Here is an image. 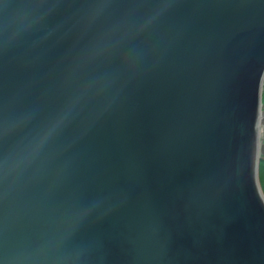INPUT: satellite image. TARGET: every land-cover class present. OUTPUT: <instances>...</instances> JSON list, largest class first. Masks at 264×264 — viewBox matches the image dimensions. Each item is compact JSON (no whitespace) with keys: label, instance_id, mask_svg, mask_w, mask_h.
<instances>
[{"label":"water","instance_id":"95a60500","mask_svg":"<svg viewBox=\"0 0 264 264\" xmlns=\"http://www.w3.org/2000/svg\"><path fill=\"white\" fill-rule=\"evenodd\" d=\"M261 85L264 0H0V264H264Z\"/></svg>","mask_w":264,"mask_h":264},{"label":"snow or ice","instance_id":"6c2138e0","mask_svg":"<svg viewBox=\"0 0 264 264\" xmlns=\"http://www.w3.org/2000/svg\"><path fill=\"white\" fill-rule=\"evenodd\" d=\"M262 105H264V85H261V87L257 91L256 101H255V120L257 123L260 122L262 118ZM256 194L260 198H264L261 196V192L259 189L256 190Z\"/></svg>","mask_w":264,"mask_h":264},{"label":"flooded vegetation","instance_id":"af4514ba","mask_svg":"<svg viewBox=\"0 0 264 264\" xmlns=\"http://www.w3.org/2000/svg\"><path fill=\"white\" fill-rule=\"evenodd\" d=\"M260 145H261V154H260V159H259V179L261 182V186L264 191V176L263 179L260 175V173H264V109H263V115H262V120H261V138H260Z\"/></svg>","mask_w":264,"mask_h":264},{"label":"rangeland","instance_id":"374dc122","mask_svg":"<svg viewBox=\"0 0 264 264\" xmlns=\"http://www.w3.org/2000/svg\"><path fill=\"white\" fill-rule=\"evenodd\" d=\"M263 109H264V105H263ZM260 175H261V177H262V179H263L264 173L261 172ZM263 182H264V180H263Z\"/></svg>","mask_w":264,"mask_h":264}]
</instances>
